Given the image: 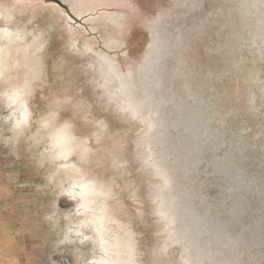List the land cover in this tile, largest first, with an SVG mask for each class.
Here are the masks:
<instances>
[{
  "label": "rangeland",
  "instance_id": "374dc122",
  "mask_svg": "<svg viewBox=\"0 0 264 264\" xmlns=\"http://www.w3.org/2000/svg\"><path fill=\"white\" fill-rule=\"evenodd\" d=\"M21 1L27 67L0 77V264H103L99 213L120 264H264V0ZM124 79L152 95L135 115Z\"/></svg>",
  "mask_w": 264,
  "mask_h": 264
},
{
  "label": "bare ground",
  "instance_id": "6f19581e",
  "mask_svg": "<svg viewBox=\"0 0 264 264\" xmlns=\"http://www.w3.org/2000/svg\"><path fill=\"white\" fill-rule=\"evenodd\" d=\"M258 1H260V0H258ZM258 1H256V2H258ZM262 1V0H261ZM255 2V3H256ZM21 4H22V6L23 7H21ZM20 5V6H19ZM25 8H27V4L26 3H24V1H21V0H13V1H11V3L10 2H6V3H4L2 0H0V77H1V75L3 74V72H4V70L5 69H8V68H10V70H11V67L13 68V65H15L16 63H18V62H20V63H22L23 62V65L22 66H24V67H27V62H25L26 60H25V58H24V56H22V58H24V60L25 61H22L23 59L21 58V56H20V58L22 59V60H20L19 59V55H20V53H18V51H19V49H25L24 47H22V44L23 43H25V42H23V43H20L19 42V40H21V41H24L25 40V38H26V40H27V38L29 39V37H24L25 35H22L23 33H24V29L23 28H18V27H13L12 26V24H14V23H12L11 24V22L15 19H13V17L15 16V13H22V12H24L25 11ZM89 9V6L88 5H86V4H82V7H81V9L79 8V9H73V8H71V9H73V13H74V15L76 16V17H78V18H80L81 17V15L83 14V13H85L88 9ZM261 14V13H260ZM259 18V17H258ZM13 19V20H12ZM69 19L70 20H74V17H72V16H69ZM16 20V19H15ZM14 22V21H13ZM22 26V25H21ZM20 26V27H21ZM24 28H25V30H26V26H23ZM23 29V30H22ZM22 30V31H21ZM23 32V33H22ZM27 32V31H26ZM28 36H29V34H27ZM36 36H38L37 34H35ZM34 35V36H35ZM42 34H40L39 36H41ZM30 36H31V34H30ZM31 39V38H30ZM37 39H38V37H37ZM43 39V38H42ZM76 40V39H75ZM29 41V40H28ZM38 41H39V39H38ZM32 42V41H31ZM43 42H45V41H43ZM74 42V41H73ZM72 42V43H73ZM40 44H42L41 42H40ZM46 44V43H45ZM73 44H75V43H73ZM36 45H37V43H36ZM39 45V44H38ZM30 46H31V44H30ZM74 46H76V45H74ZM33 48V47H32ZM35 48V47H34ZM33 48V49H34ZM41 48V47H40ZM45 48V47H44ZM43 48V49H44ZM32 49V50H33ZM35 50V49H34ZM91 50V49H90ZM29 51V50H28ZM92 51V50H91ZM93 52V51H92ZM30 53V52H29ZM28 53V54H29ZM93 53H95V52H93ZM19 54V55H18ZM31 54V53H30ZM29 54V55H30ZM38 55V54H37ZM96 55H99V54H96ZM31 56V58H32V55H30ZM29 57V56H28ZM100 57H101V55H100ZM35 58L36 59H38V56L36 57L35 56ZM102 58V60H103V62L104 63H102L103 64V66H106V69H107V72H106V78H105V81H106V83L108 84V85H112V83L111 84H109L108 83V75H113L114 76V71H115V66L113 65V63H111V61L109 62V59L107 58V57H101ZM29 59V58H28ZM36 59H34V60H36ZM31 60V59H30ZM99 61H101V60H99ZM29 63H30V61H28ZM32 62V61H31ZM102 62V61H101ZM20 63H18V64H20ZM28 63V64H29ZM35 62L33 61V64H34ZM15 65L16 67L18 66V67H20L19 65ZM31 64V63H30ZM36 64V63H35ZM32 65V64H31ZM30 65V66H31ZM15 66H14V69H15ZM29 66V67H30ZM28 67V68H29ZM34 67L36 68V65H34ZM34 67H32L31 66V69L33 68L34 69ZM43 67V66H42ZM104 69H105V67H103ZM30 69V70H31ZM15 70H17V68L15 69ZM103 70V69H102ZM9 71V70H8ZM36 71V70H35ZM105 71V70H104ZM116 71H118V70H116ZM32 72V71H31ZM34 72V71H33ZM116 73V72H115ZM119 73V75H116L117 77L118 76H120V77H118V78H121V75L122 74H120L121 73V71H119L118 72ZM103 76V75H102ZM123 76V75H122ZM10 77L11 76H7L6 75V78L4 79V80H6V79H9L10 80ZM115 79H117L116 77L114 78V81H115ZM153 78H151V80H152ZM113 80V79H112ZM153 81H155V80H153ZM152 81V82H153ZM157 81V80H156ZM1 82V81H0ZM2 82H3V80H2ZM1 82V83H2ZM13 82V81H12ZM12 82H11V84H12ZM15 82V81H14ZM19 82H22V81H19ZM19 82H17V84L19 83ZM111 82V81H110ZM127 82H126V80L124 79V80H122L120 83H119V85H118V80L116 81V84H117V86H119V91L118 92H121L122 93V106L123 107H125V109H130L129 111L133 114V115H135V114H137V113H139L140 111H142L143 109H145V108H147V103H148V100H150L151 98V94L149 93V91H145L144 93H143V96L142 97H140V98H135V95H133V90L131 89V87H130V85H128V84H126ZM9 84V83H8ZM14 84H16V83H14ZM22 84V83H21ZM20 84V85H21ZM115 84V85H116ZM20 85H18V86H20ZM114 85V86H115ZM151 85H153V83H151ZM10 86H12V85H10ZM154 86V85H153ZM263 90H264V87H263ZM119 94V93H118ZM252 94V93H251ZM151 95V96H150ZM9 98V100H10V103H13V102H15L16 100H18V96H17V93H16V89L15 88H13V90H12V94L10 95V96H8ZM255 99H256V95L255 94H253V99H252V104H253V106L255 105ZM23 107H24V109H26V105H23ZM29 109H26V111L23 113V115H22V119L21 120H27V117H28V114H29V111H28ZM30 116V115H29ZM28 118H30V117H28ZM23 121H22V123H23ZM152 121V120H151ZM16 122V121H15ZM21 123H19L18 125H20ZM152 123H150V125H151ZM197 125H198V122H197ZM153 127V126H152ZM68 138L65 136V135H61V137H59V138H56L55 140H54V145H53V147L55 146L56 148H57V150H56V154L58 155V156H60L61 155V158L63 157V158H65L67 155H68V152H69V150H70V148H69V146H68ZM217 148H219V147H217ZM163 167H161L159 170H161ZM75 178V177H74ZM165 180H166V182L167 183H170L171 181H172V179H170V177H165ZM75 186H77L78 188H80L79 189V195L80 196H85V198H86V201H88V203H92V202H94V200H95V198L93 199V193L95 192V189L92 187V186H90L87 182H84L83 180H81V181H79V182H76L75 184H74ZM233 189H235V188H232V190ZM231 190V191H232ZM71 191H73L74 193H75V191H74V189L73 190H71ZM86 195H88V197H86ZM171 199L169 200V202H170V208L173 210V213H172V215H171V217H170V220H171V223L174 225V223H177L178 221H179V219H180V214L178 213V211H179V209H178V206H177V210H176V212H174V200H176V198H177V196L175 195V194H173V193H171ZM185 205V204H184ZM86 208H90L89 206H85ZM100 215H97V217H96V219L94 220V222H96L97 223V225L95 226V231L98 233V234H102V233H104V234H102V236H101V242L103 243V245H102V248H103V250H104V252L107 254V256L105 257V258H103L102 259V263L103 264H120V257H119V259H117V258H115V257H113V255L111 254V253H115L116 252V250H111V247H112V242L111 241H109V234L107 233L108 232V227L107 226H105L104 224H103V222H102V219H103V213H99ZM207 219H210V217H208ZM83 225V224H82ZM85 226V225H84ZM183 227V226H182ZM181 227V229H179L180 230V233L181 234H186L187 232H188V230L190 229V227H187V226H184L183 228ZM79 230H80V228H79ZM197 231H200L199 229L197 230ZM77 232H78V229H77ZM186 236H188L187 234H186ZM185 238V237H184ZM191 246V242H189L188 243V248ZM119 254H121L120 252H118ZM122 258V257H121ZM7 263V262H6Z\"/></svg>",
  "mask_w": 264,
  "mask_h": 264
}]
</instances>
